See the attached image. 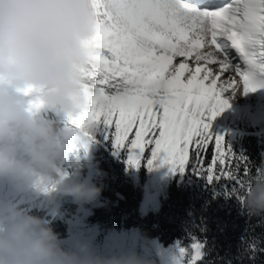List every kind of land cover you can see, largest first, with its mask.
I'll use <instances>...</instances> for the list:
<instances>
[{
    "label": "snow or ice",
    "instance_id": "1",
    "mask_svg": "<svg viewBox=\"0 0 264 264\" xmlns=\"http://www.w3.org/2000/svg\"><path fill=\"white\" fill-rule=\"evenodd\" d=\"M94 4L88 104L71 122L84 130L102 125L117 149L129 150L131 166H138L147 151L149 167L160 161L172 171L189 170L207 184L221 186L242 210L264 168L257 165L253 174L250 158L213 135L211 121L240 92L233 74L244 94L264 88V0ZM256 226L264 227V219ZM239 239L237 259L247 257L255 264L257 254L264 253V234ZM189 241L188 246L177 245L174 264H232L219 254L209 259L215 243L209 246L206 237L190 232Z\"/></svg>",
    "mask_w": 264,
    "mask_h": 264
},
{
    "label": "clouds",
    "instance_id": "2",
    "mask_svg": "<svg viewBox=\"0 0 264 264\" xmlns=\"http://www.w3.org/2000/svg\"><path fill=\"white\" fill-rule=\"evenodd\" d=\"M96 27L94 0H0V183L13 193L0 196V264H157L146 237L139 250L86 239L67 246L48 221L17 203L100 197L102 189L82 178L85 130L71 122L88 104ZM21 94L31 99L25 103ZM41 110L64 119L42 117ZM242 210L248 219H264V173Z\"/></svg>",
    "mask_w": 264,
    "mask_h": 264
},
{
    "label": "trees",
    "instance_id": "3",
    "mask_svg": "<svg viewBox=\"0 0 264 264\" xmlns=\"http://www.w3.org/2000/svg\"><path fill=\"white\" fill-rule=\"evenodd\" d=\"M39 115L57 121L64 119L62 114L43 110ZM211 122L222 127H211V133L224 137L235 153L250 158L255 174V167L264 159V119L254 123L241 114L221 113ZM85 132L87 146L79 154L86 162L83 171L91 166V181L102 189L99 199L79 204L64 217L61 216L63 206L54 208L57 196L52 202L38 198L35 205L23 199L18 204L48 221L65 245L86 239L102 248L137 247L139 250V243L146 237L157 264H174L177 245L188 246L189 233L193 232L202 239L206 237L209 246L215 243L209 259L219 254L225 260L231 259L232 264H252L247 257L237 259L241 247L239 238L264 234V227L253 228L261 218H246L239 203L226 196L221 186L213 187L189 170L172 171L160 161H154L149 167L151 153L147 151L138 166H131L129 150L117 149L114 138L106 135L102 125H89ZM140 183L151 191L156 183H162L158 210L141 211ZM118 193L123 200L117 198ZM198 226L205 231L200 233ZM255 264H264V253L257 254Z\"/></svg>",
    "mask_w": 264,
    "mask_h": 264
},
{
    "label": "rangeland",
    "instance_id": "4",
    "mask_svg": "<svg viewBox=\"0 0 264 264\" xmlns=\"http://www.w3.org/2000/svg\"><path fill=\"white\" fill-rule=\"evenodd\" d=\"M187 75V73L185 74ZM235 76V74H234ZM224 78V77H221ZM235 80L239 81V77L235 76ZM208 83L207 81L205 82ZM219 83V81H218ZM253 97L255 98L254 103H243L240 107H237L235 102L231 101L229 98L230 107L227 108L222 113H233V114H241L245 118L253 121L254 123L259 122L260 120L264 119V88H259L255 92H251ZM21 99L27 103L31 98L28 96H23L21 94ZM220 115L216 116L218 118ZM212 128L222 129V127L218 126V123L211 122ZM159 175H162V171L159 170ZM93 176L92 167L89 166L87 170L82 171V178L88 179L91 181ZM92 182V181H91ZM163 191L162 183H156L154 185V190L151 191L150 188H143L140 183V204H141V211H156L160 207V196ZM0 196L6 197L8 199L13 198V193L10 191L6 184L0 183ZM21 200H18L17 203L20 204ZM79 204L74 203L71 197H63L57 196L56 202L54 204V208H62L61 216L64 217L67 212L70 210H75Z\"/></svg>",
    "mask_w": 264,
    "mask_h": 264
},
{
    "label": "bare ground",
    "instance_id": "5",
    "mask_svg": "<svg viewBox=\"0 0 264 264\" xmlns=\"http://www.w3.org/2000/svg\"><path fill=\"white\" fill-rule=\"evenodd\" d=\"M221 79H224V78H221ZM233 79L235 80L234 74H233ZM236 82L239 85L240 92H237L235 95H231L230 96L231 101L235 102V104H236L237 107H240L245 102H247V103H254L255 102L254 101L255 98L253 97L252 93L249 92L247 94H244L242 92V89H243L242 82H240V81H236ZM228 94L229 93H225V95H228Z\"/></svg>",
    "mask_w": 264,
    "mask_h": 264
},
{
    "label": "water",
    "instance_id": "6",
    "mask_svg": "<svg viewBox=\"0 0 264 264\" xmlns=\"http://www.w3.org/2000/svg\"><path fill=\"white\" fill-rule=\"evenodd\" d=\"M117 198L123 200V197L119 193L117 194Z\"/></svg>",
    "mask_w": 264,
    "mask_h": 264
}]
</instances>
